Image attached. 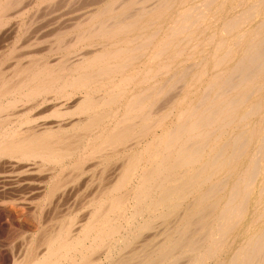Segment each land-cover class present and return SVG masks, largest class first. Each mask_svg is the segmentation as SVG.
Wrapping results in <instances>:
<instances>
[{"label": "bare ground", "instance_id": "bare-ground-1", "mask_svg": "<svg viewBox=\"0 0 264 264\" xmlns=\"http://www.w3.org/2000/svg\"><path fill=\"white\" fill-rule=\"evenodd\" d=\"M86 1L0 0L5 264H264V0Z\"/></svg>", "mask_w": 264, "mask_h": 264}, {"label": "rangeland", "instance_id": "rangeland-1", "mask_svg": "<svg viewBox=\"0 0 264 264\" xmlns=\"http://www.w3.org/2000/svg\"><path fill=\"white\" fill-rule=\"evenodd\" d=\"M79 1H82V2L80 3ZM87 2L88 1H86V0H74V4L72 5L74 7L70 6L73 10L70 9V7L68 6V8L70 10L69 9H67V10L65 9L64 13L67 14V15L72 14L75 11L76 12L74 14L80 13V11L82 12L84 7L86 6L85 4H87ZM77 3H78V5H77ZM82 4H84V6ZM80 5H82V6H80ZM81 8H83V9H81ZM48 19H46V21L50 22V19L49 20ZM0 39H2V38H0ZM112 168H113V166H108V169H106V171H104L105 175H104L103 179H107L109 177V175H110L109 173L111 172ZM76 185H78V184H76ZM70 190H71V188L70 189L67 188L64 192H62L60 194H55L54 196H52V198L51 197H49V198L41 197L42 205H43L41 212H39V218H41L40 219L41 221H43L45 219V217L47 216V214L49 212L51 213L55 209H58V208H56L57 205H59L57 207H61V206H63V204H65V203H67L68 201L71 200L73 192H72V190L70 192ZM4 194L5 195H3V194L0 195V198L1 199L3 198V200L6 201L5 204L0 205L1 206L0 207V264H5L7 262V259L11 255L10 253H14V252H16L19 249L20 241L22 240L23 237L26 236L27 227L31 226L33 224V222L37 221L36 216L38 214V213L35 214V212L34 213L31 212L32 210H30L29 208L21 207L16 201H14V199L12 201L10 199L12 197L8 198V196H10L9 193L8 194L4 193ZM66 195H67V197H66ZM11 196H14V195L11 194ZM60 196H62V197H60ZM57 198H59V199L57 200ZM13 202H15L17 204H15ZM10 204H12V205L10 206ZM46 205H48V206H46ZM49 209H50V211H48ZM28 212L30 214H28ZM2 214H3V216H2ZM12 235H13V237H11Z\"/></svg>", "mask_w": 264, "mask_h": 264}]
</instances>
